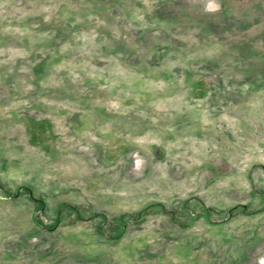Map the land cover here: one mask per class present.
Here are the masks:
<instances>
[{"label": "rangeland", "instance_id": "obj_1", "mask_svg": "<svg viewBox=\"0 0 264 264\" xmlns=\"http://www.w3.org/2000/svg\"><path fill=\"white\" fill-rule=\"evenodd\" d=\"M0 188V264H142L90 217L156 205L264 264V0H0Z\"/></svg>", "mask_w": 264, "mask_h": 264}, {"label": "crops", "instance_id": "obj_2", "mask_svg": "<svg viewBox=\"0 0 264 264\" xmlns=\"http://www.w3.org/2000/svg\"><path fill=\"white\" fill-rule=\"evenodd\" d=\"M238 210V214H250L246 207ZM232 213L233 211L228 209L219 216L203 206L179 205L169 209L163 205L151 208L146 206L133 213H116L109 221L110 232L106 235L102 232L106 224L104 213L96 214L95 212L96 216L90 217V223L95 231L93 233L95 237L92 240L100 245L108 243L112 257L116 253L115 247L118 242L124 236L128 239L131 235L133 242L129 241L126 244L129 243L127 246L132 252L131 246L134 247V241L139 240L137 246L140 245V247L135 250L137 254H141V258L137 260L143 261L142 264H255L248 253L250 247L259 240L254 230L250 231V236L246 237L242 235L244 231L239 230L236 238H233L232 232L224 236V231L221 235L218 232L207 238H197L191 233L190 229L200 220L205 225L216 228V231L222 232L226 229L228 232L226 224L232 219ZM137 229L140 230L135 234L134 231ZM154 244L161 245L160 253L151 252L150 247ZM225 246L227 248H224ZM96 250L98 249L92 252ZM143 250L147 251L142 252ZM88 252L91 253V249ZM93 259L94 261L88 264H97L98 258ZM109 264H113L112 261Z\"/></svg>", "mask_w": 264, "mask_h": 264}, {"label": "built area", "instance_id": "obj_3", "mask_svg": "<svg viewBox=\"0 0 264 264\" xmlns=\"http://www.w3.org/2000/svg\"><path fill=\"white\" fill-rule=\"evenodd\" d=\"M134 163H136V162L134 161Z\"/></svg>", "mask_w": 264, "mask_h": 264}]
</instances>
